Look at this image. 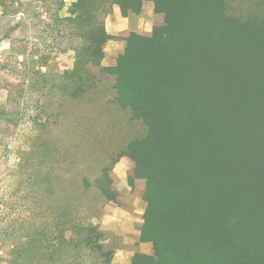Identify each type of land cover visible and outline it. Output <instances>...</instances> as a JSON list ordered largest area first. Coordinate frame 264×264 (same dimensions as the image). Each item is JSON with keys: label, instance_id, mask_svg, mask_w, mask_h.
Instances as JSON below:
<instances>
[{"label": "trees", "instance_id": "obj_1", "mask_svg": "<svg viewBox=\"0 0 264 264\" xmlns=\"http://www.w3.org/2000/svg\"><path fill=\"white\" fill-rule=\"evenodd\" d=\"M232 1L154 0L163 20L149 35L130 33L112 66L102 65L115 38L105 18L115 4L138 14L143 0H74L67 15L58 0L50 14L57 49L74 52L61 74L70 96L112 75L115 102L146 128L123 154L134 161L128 183L145 180L139 239L152 253L135 252L130 264H264V0L243 14L230 11ZM25 4L0 0V22ZM6 26L0 39L12 43L21 22ZM49 58L38 54L41 66ZM63 196L49 207L50 221L35 207L34 223L13 225L23 235L12 264L110 263L115 248L83 215V194Z\"/></svg>", "mask_w": 264, "mask_h": 264}, {"label": "rangeland", "instance_id": "obj_2", "mask_svg": "<svg viewBox=\"0 0 264 264\" xmlns=\"http://www.w3.org/2000/svg\"><path fill=\"white\" fill-rule=\"evenodd\" d=\"M24 1L18 13L0 22V35L2 24L21 22L10 34L15 41L0 42V264H12L23 235L13 225L34 223L35 207L48 212L41 222L50 221L49 207L61 204L63 194L82 193L83 215L102 230L106 207H112L110 220L118 217L113 208L136 213L137 219L140 212L134 210L145 208V180L140 178L141 186L139 178L133 186L128 183L134 161L123 154L132 139L145 134V125L115 102L112 75H96L90 89L70 96L69 80L61 74L73 67L74 52L58 50L55 33L47 27L58 0ZM64 1L61 15L72 0ZM255 5L234 0L230 11L243 14ZM20 38L27 41H16ZM37 53H50L47 65L39 64ZM104 231V243L116 251L123 237Z\"/></svg>", "mask_w": 264, "mask_h": 264}, {"label": "crops", "instance_id": "obj_3", "mask_svg": "<svg viewBox=\"0 0 264 264\" xmlns=\"http://www.w3.org/2000/svg\"><path fill=\"white\" fill-rule=\"evenodd\" d=\"M63 8L60 10V14ZM162 20V13L155 11L154 0H143L138 14L123 15L119 6L113 5L112 11L105 18L104 25L107 33L115 38L107 40L104 45L102 65L112 66L115 64L118 55L124 51L126 46L125 38L130 33L149 35L152 33L154 26ZM0 42H6L9 45L8 39H0ZM141 182L139 178V186H141ZM110 209L112 207H106L101 226L104 230H110L122 236L123 244L116 249L109 264H130V259L135 252L152 253V244L150 242H142L139 239L144 209L143 211L141 209L134 210V212H140V219H137L136 213L130 214V212H126L125 214L121 212L122 209L113 208L118 217L111 220L109 219Z\"/></svg>", "mask_w": 264, "mask_h": 264}]
</instances>
